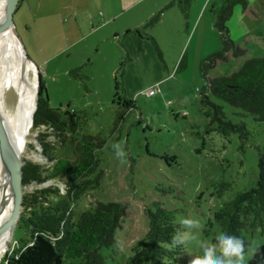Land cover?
<instances>
[{
    "label": "rangeland",
    "instance_id": "obj_1",
    "mask_svg": "<svg viewBox=\"0 0 264 264\" xmlns=\"http://www.w3.org/2000/svg\"><path fill=\"white\" fill-rule=\"evenodd\" d=\"M169 1L16 0L15 29L39 71L43 96L51 107L61 113L74 110L78 117L77 130L64 141L51 134L44 139L68 159L77 156L75 146L83 136L102 141L95 150L102 170L98 187L77 196L69 193L62 220H73L96 200L123 203L109 249L116 250L110 254L114 259L104 250L107 264H126L129 253L143 243L146 255L166 254L170 264H189L202 255L201 243H215L221 232L245 241L247 260L254 247L264 243V207L238 217V201L241 206L261 176L264 120H254L208 93L223 106L226 118L245 123L248 134L241 139L238 132L223 135L211 128L201 88L206 77L236 69L242 57L219 60L205 73L203 59L220 48L214 18L222 0ZM245 1V7H232L226 21L229 36L244 49V57L263 55L264 0ZM151 87L155 91L148 93ZM15 99V90H9L6 103ZM115 145L121 146L123 157ZM22 158L42 161L37 131L31 126ZM67 181L63 176L30 182L22 193L52 184L66 194ZM152 202L173 210L179 224L173 236L149 229L144 208ZM28 209L20 207L0 264L14 254L16 241L22 242L30 230L37 232L27 222L28 217L34 219ZM185 219L198 221L200 227L187 228ZM237 219L243 222L240 227ZM184 233L190 238L173 245V238ZM78 262L72 257L62 264Z\"/></svg>",
    "mask_w": 264,
    "mask_h": 264
},
{
    "label": "trees",
    "instance_id": "obj_2",
    "mask_svg": "<svg viewBox=\"0 0 264 264\" xmlns=\"http://www.w3.org/2000/svg\"><path fill=\"white\" fill-rule=\"evenodd\" d=\"M173 2L174 0H170L168 5ZM235 3L243 7L247 5L245 0H222L215 11L214 26L219 33L220 48L203 59L202 68L206 73L207 67L230 56L242 57V60L229 74L206 77V82L201 88V101L208 107L204 113L212 129H217L223 135L238 132L239 137L244 139L248 134L245 123L233 122L226 118L223 106L208 96L210 93L224 99L232 106L250 114L254 120H264V54L244 57V49L230 38L226 21ZM16 5L17 2L13 13ZM153 18L154 16L150 17L148 21ZM38 91L31 127L37 131L42 161L23 159L21 185L30 182L46 183L52 178L67 176L68 192L61 194L57 186L48 184L22 193L21 206L34 213V219L28 217L27 222L35 226L37 232L33 234L30 230L22 242L16 241L19 243L18 247L15 248L14 254L4 257V264H62L65 259L72 257L79 258L77 264H107V255L114 259L110 254L116 252L114 248L109 249L115 241V233L124 214L123 203L96 200L78 212L73 220H62L69 193L77 196L98 187L102 170L98 168L95 150L101 147L102 141L92 135H86L75 146L78 154L74 159L57 155L53 143L44 139L43 135L51 134L64 141L66 135H72L77 130L78 117L74 110L65 108L61 113L57 108L51 107L47 97L43 96L44 88L40 81ZM260 170L261 176L257 186L246 193L249 197L247 196L241 206V200L238 201V217L240 212L247 214L250 210L264 207V162L260 164ZM49 196L55 198V201H48ZM144 213L152 233H166L169 237L178 232L179 224L174 220L172 209L162 208L152 202V206H145ZM236 224L240 227L243 222L237 219ZM104 250L108 251L107 255ZM145 252L149 253L147 244L143 243L129 253L126 264H170L167 261L169 258L165 259L166 254L151 257ZM246 264H264V243L254 247Z\"/></svg>",
    "mask_w": 264,
    "mask_h": 264
},
{
    "label": "bare ground",
    "instance_id": "obj_3",
    "mask_svg": "<svg viewBox=\"0 0 264 264\" xmlns=\"http://www.w3.org/2000/svg\"><path fill=\"white\" fill-rule=\"evenodd\" d=\"M1 11L0 0V26ZM12 89L18 95V100L15 99L8 105L5 97ZM35 90L34 65L24 60L20 43L12 29L9 26H2L0 28V113L7 124L13 144L21 155L31 126ZM10 208V186L0 154V257L7 249L11 237L5 230Z\"/></svg>",
    "mask_w": 264,
    "mask_h": 264
},
{
    "label": "water",
    "instance_id": "obj_4",
    "mask_svg": "<svg viewBox=\"0 0 264 264\" xmlns=\"http://www.w3.org/2000/svg\"><path fill=\"white\" fill-rule=\"evenodd\" d=\"M16 0H1V13H2V26H9L14 35L17 37L20 47L23 51V58L25 61L30 62L35 67V100H34V107L31 113L30 123L32 124V116L34 109L36 107L37 98L39 95L38 85L40 81L39 71L33 61L28 57L26 50L21 42V39L15 29L14 21H13V11L15 6ZM0 154L2 158V162L5 168V172L9 181L10 186V194H11V208L10 214L6 223V232L11 235L13 227L15 225V221L17 219L19 209L21 207V196H22V185H21V178H22V170L21 166L23 163V158L18 151L13 141L10 137V133L8 131L7 124L0 113Z\"/></svg>",
    "mask_w": 264,
    "mask_h": 264
},
{
    "label": "clouds",
    "instance_id": "obj_5",
    "mask_svg": "<svg viewBox=\"0 0 264 264\" xmlns=\"http://www.w3.org/2000/svg\"><path fill=\"white\" fill-rule=\"evenodd\" d=\"M114 147L119 157L125 155L120 145ZM183 223L190 229L200 227L199 222L192 219H185ZM189 238V233L177 235L172 243L173 245L182 244ZM215 240V243H201L202 255L191 259L189 264H246V244L242 238L221 232Z\"/></svg>",
    "mask_w": 264,
    "mask_h": 264
},
{
    "label": "built area",
    "instance_id": "obj_6",
    "mask_svg": "<svg viewBox=\"0 0 264 264\" xmlns=\"http://www.w3.org/2000/svg\"><path fill=\"white\" fill-rule=\"evenodd\" d=\"M155 91V88L151 87L148 89V93H153Z\"/></svg>",
    "mask_w": 264,
    "mask_h": 264
}]
</instances>
